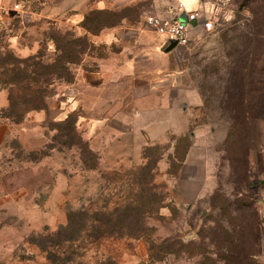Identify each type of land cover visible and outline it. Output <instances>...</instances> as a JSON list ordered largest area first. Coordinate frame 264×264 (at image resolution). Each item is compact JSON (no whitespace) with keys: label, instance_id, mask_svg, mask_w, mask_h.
<instances>
[{"label":"rangeland","instance_id":"rangeland-1","mask_svg":"<svg viewBox=\"0 0 264 264\" xmlns=\"http://www.w3.org/2000/svg\"><path fill=\"white\" fill-rule=\"evenodd\" d=\"M119 1L124 2L117 9L120 14L128 15L127 20L145 33L158 37L146 22L147 17L157 15L152 0ZM223 1H228L230 18L217 26L218 32L192 33L196 43L191 44V63L195 65V76L203 84L207 103L202 114L191 122L192 134L197 137L191 165L185 168V179L176 187L165 167L166 156L172 151L169 134L163 144L164 156L156 166L155 182L166 198L167 194L173 197L176 211L152 216L147 222L155 227V237L167 238L169 242L177 238L184 244L194 241L198 247L188 245L190 252L208 250L214 257L217 249L210 243L214 232L211 221L222 212L227 227L228 217L245 225L251 251L258 249V264H264V233L260 227L264 208V0ZM45 2L10 0L7 5L0 2L1 8L15 4L20 8L22 4L26 10L24 14L18 13L21 9L14 10L25 21L19 17L3 21L2 17H11L13 12H0V54L9 50L6 34H21L23 44L30 45L33 39H43L56 30L53 21L39 22L37 16L31 15L41 10L48 13ZM171 53L167 62L175 63ZM87 57L81 63H88ZM225 63L235 67L232 73L236 71L235 89L228 105L223 104L226 90L220 81ZM241 81L245 83L243 98L247 100L248 119L247 123L241 120L232 126L230 118L242 114L243 107L235 104L242 93ZM46 114L43 129L21 127L19 134H8L1 148L0 264H53L32 239L65 225L69 210L113 207L133 187L128 173L143 163L141 160L142 163L113 166L105 161L107 156L103 160L96 156L97 167L86 168L76 146L64 145V138H54L57 134L52 129L54 114L48 111ZM257 234L262 240L260 248L254 245ZM182 250L178 255H167L150 263L142 239L111 237L96 242L85 238L47 251H55L61 259L71 254L66 264H98L105 260L114 264H199V255H189L186 247Z\"/></svg>","mask_w":264,"mask_h":264},{"label":"crops","instance_id":"crops-1","mask_svg":"<svg viewBox=\"0 0 264 264\" xmlns=\"http://www.w3.org/2000/svg\"><path fill=\"white\" fill-rule=\"evenodd\" d=\"M9 1L0 0L3 5ZM152 1L156 5L155 16L162 19L180 20L182 14L195 10L202 12L204 18L211 19L214 27L205 30L200 23L196 26L195 21L187 45L164 52L165 42L161 37L145 33L127 18L98 35H91L80 25L88 10L118 9L124 3L118 0H46L44 6L48 4V13L42 10L38 14L31 12L39 22L53 21L55 29L61 33L73 32L78 36H87L96 47L102 46L101 50L87 57L88 63L76 67L71 84L57 87L56 93L48 101L47 111L54 114L51 119L53 122L63 121L68 114L76 113V128L84 141L99 156V160L107 156L108 160L105 161L113 166L142 163L141 152L144 147L165 145L169 134L178 138L189 131L191 122L205 110L204 92L195 76V65L191 63V44L196 43L192 33L199 30L216 33L219 30L217 26L230 18L229 4H224L223 0ZM179 3L182 5L181 10L178 8ZM20 12H26L22 4ZM18 13L13 12L11 17H2V20L19 17L25 21L22 14ZM22 21L18 22L22 24ZM6 38L8 49L19 57L35 54L43 40L35 38L30 45L23 44L21 34L15 32L6 34ZM47 45V50L52 52V42L47 41ZM169 53L174 55L175 63L167 62ZM7 105V91L0 88V110ZM47 111H29L19 124H12L0 117V152L8 134L18 133L19 128L28 125L30 129H43ZM196 138L192 136V145L177 176H170L176 181V187L185 179V168L191 165V152L196 145ZM170 147L173 151V143ZM167 166L168 160L166 171ZM171 197L167 194L166 201L175 205ZM160 212L166 215L169 210L162 208Z\"/></svg>","mask_w":264,"mask_h":264},{"label":"trees","instance_id":"trees-1","mask_svg":"<svg viewBox=\"0 0 264 264\" xmlns=\"http://www.w3.org/2000/svg\"><path fill=\"white\" fill-rule=\"evenodd\" d=\"M128 19V15L120 14L117 9H90L81 21V26L91 35H98L102 30L120 24L122 19ZM45 35V34H44ZM47 41L52 42L54 50H47ZM102 46L96 47L87 36H78L73 32L61 33L58 30L43 36L38 51L27 57H19L12 51L0 54V88L7 91L8 105L0 110V117L19 124L23 121L27 112L32 110H48V101L56 93L60 85H68L74 81L75 69L81 64L85 55H91L101 50ZM223 76L220 81L225 88L224 105L232 101V91L235 89V72L233 67L225 63ZM244 68V67H242ZM234 76V77H233ZM242 82V81H241ZM221 83H219L220 85ZM242 86V88H241ZM245 83L240 84L242 93L235 104L243 107L241 116L230 118L232 126L237 121L247 123V100L243 98ZM201 87L203 84L201 82ZM204 105L207 97L204 92ZM77 115L72 112L60 122H54L52 129L57 132L54 138H64L62 143L66 146H76L82 155V162L89 169H95L98 155L93 152L89 145L76 128ZM238 122V123H239ZM192 129L181 136H169L173 142V151L168 153L167 160L169 176L176 177L181 169L185 156L192 145ZM83 139V140H82ZM169 142V143H170ZM164 145L153 144L143 148V163L128 174L131 177L132 188L120 202L114 203L110 209H86L79 208L69 210L66 214V224L59 226L55 231L39 235V239L33 242L47 253V260L53 264L70 262L71 254L61 259L55 251H47L50 247L62 249L66 244L71 245L82 239L88 238L96 242L111 237H128L142 239L147 245V260L150 263L163 260L167 255H178L185 247L189 255L200 256L199 264H258L260 251H251L250 241L245 225H241L228 217L227 227L224 218L219 213L218 219L212 220L213 236L210 243L217 249L214 257L208 250L190 252L198 247L194 241L188 244L179 243L176 239L169 242L167 238L155 237V227L147 222V219L159 217L162 208H168L169 214L176 209L167 203L166 195L160 191V186L155 182V172L158 162L163 158ZM167 149V148H166ZM97 156V157H96ZM99 160V159H98ZM162 216V215H160ZM261 238L254 236V245L261 247ZM187 245V246H186ZM192 249V250H193ZM98 264H114L112 260H105Z\"/></svg>","mask_w":264,"mask_h":264},{"label":"built area","instance_id":"built-area-1","mask_svg":"<svg viewBox=\"0 0 264 264\" xmlns=\"http://www.w3.org/2000/svg\"><path fill=\"white\" fill-rule=\"evenodd\" d=\"M204 0H202L203 2ZM224 4H228V1ZM223 4V5H224ZM178 8L181 10L182 5L179 3ZM21 9L18 4L9 8H1L0 12L8 14L9 12H15L14 10ZM185 21L177 20H166L158 16H149L146 19L147 24L152 30L160 36L164 42L176 41V46H185L189 41V32L193 26L190 24L192 21H196V26L200 23L205 30H211L214 27V23L211 19L204 18V15L200 11H188L185 13ZM261 231L264 233V208L262 210L260 219Z\"/></svg>","mask_w":264,"mask_h":264},{"label":"water","instance_id":"water-1","mask_svg":"<svg viewBox=\"0 0 264 264\" xmlns=\"http://www.w3.org/2000/svg\"><path fill=\"white\" fill-rule=\"evenodd\" d=\"M180 20H181V21H185V20H186L184 14H182V15L180 16ZM190 24H191V25H195V21L190 22ZM175 47H176V41H169V42H166V43L164 44L162 50H163L164 52H169V51L173 50Z\"/></svg>","mask_w":264,"mask_h":264}]
</instances>
